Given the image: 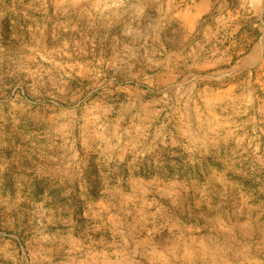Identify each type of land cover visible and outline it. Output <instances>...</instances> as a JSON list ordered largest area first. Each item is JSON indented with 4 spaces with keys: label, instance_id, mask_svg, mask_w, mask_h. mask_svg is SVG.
Segmentation results:
<instances>
[{
    "label": "rangeland",
    "instance_id": "rangeland-1",
    "mask_svg": "<svg viewBox=\"0 0 264 264\" xmlns=\"http://www.w3.org/2000/svg\"><path fill=\"white\" fill-rule=\"evenodd\" d=\"M0 264H264V0H0Z\"/></svg>",
    "mask_w": 264,
    "mask_h": 264
}]
</instances>
